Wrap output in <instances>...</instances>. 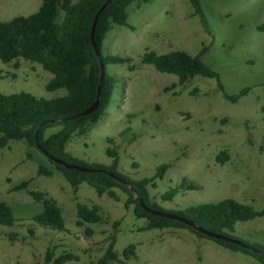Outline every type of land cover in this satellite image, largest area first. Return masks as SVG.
Masks as SVG:
<instances>
[{
    "label": "rangeland",
    "instance_id": "1",
    "mask_svg": "<svg viewBox=\"0 0 264 264\" xmlns=\"http://www.w3.org/2000/svg\"><path fill=\"white\" fill-rule=\"evenodd\" d=\"M199 1L210 33L202 29L189 0H134L127 7L128 26L112 24L102 55L131 62L107 65L116 79L110 104L84 135H72L65 151L88 164L109 166L106 149L114 148L117 171L133 180L154 177L158 166L169 164L161 179H153L155 187L148 188L151 199L167 212L224 199L264 211V0ZM40 5L41 0H0V22L28 16ZM148 51L185 52L217 76L197 75L178 85L177 76L141 65ZM131 64L134 71L128 69ZM51 77L39 64L23 59L16 65L0 63V92L46 100L64 96L65 89H45ZM59 129H48L45 136ZM221 153L228 158L224 163L217 161ZM39 164L53 175H39ZM183 180L195 189L161 199ZM22 182H27L25 189L13 190ZM30 192L57 202L65 231L33 223L43 207ZM115 193L117 200L99 196L86 183L74 191L44 155L24 141H10L0 149V202L10 207L16 223L0 226V264H52L44 262L46 252L54 258L66 253L78 257L64 264H96L110 238L123 264H260L186 229L143 230L146 219L133 215V205L125 207L124 193ZM77 204L99 206L104 223L77 226ZM87 228L93 230L91 237ZM232 236L264 247V215L237 223ZM130 245L135 256L125 260L123 252Z\"/></svg>",
    "mask_w": 264,
    "mask_h": 264
},
{
    "label": "trees",
    "instance_id": "2",
    "mask_svg": "<svg viewBox=\"0 0 264 264\" xmlns=\"http://www.w3.org/2000/svg\"><path fill=\"white\" fill-rule=\"evenodd\" d=\"M107 1L41 0V5L36 12L0 22V63L15 62L16 65L20 59H23L39 64L44 71L52 75L45 85L48 92L59 89L66 90L64 96L50 100L37 98L25 92L10 95L0 92V149L6 147L10 141H24L29 147L44 155L53 165L54 170L65 178L74 191L81 184L86 183L99 196L106 195L114 200L118 199L115 190L121 191L127 196L125 207L133 205V215L136 218L146 219L147 223L142 228L143 230L186 229L198 238L212 240L226 249L240 252L260 264H264V247L262 246L241 241L249 247L259 250V252H254L231 242L209 238L177 220L151 215L142 207L143 204L151 209L167 212L151 199L148 188L149 186L155 187L153 179H161L169 169V164L158 166L154 177L133 180L117 171L118 153L114 148L106 149V154L112 158V164L109 166L98 163L88 164L65 151V146L72 135H84L90 125L99 121L110 104L116 79L107 72V65L131 62L130 58L104 57L102 45L112 24L128 26L127 7L134 0ZM143 1L149 2L150 0ZM189 2L194 14L199 18L204 32L210 33V27L200 1L189 0ZM104 3H106L105 8L99 14L94 30V42L104 66V74L100 83L101 66L90 40V32L94 16ZM141 65H151L160 73L177 76L178 85L187 83L197 75L207 78L217 76L198 57L190 56L182 51L163 55L148 51L143 55ZM135 68V65L132 64L128 66L130 71H134ZM99 85H101V92L98 108L89 115H79L95 101ZM172 86L174 87L175 84ZM224 96L231 101L236 99L226 94ZM260 111L264 121V105ZM55 127L60 129L45 136L48 129ZM108 143L113 144L111 140H108ZM44 152L66 163L84 166L92 171L85 173L66 169L52 162ZM227 159L224 153L217 157L219 163H224ZM37 173L43 176H52L54 171L39 164ZM184 181L165 192L161 199L171 200L180 191L195 189L194 185H185ZM26 186L27 182H22L13 187V190L25 189ZM30 195L35 202L41 203L43 207L41 213L32 217L33 223L51 231H65V222L57 202L45 193L30 192ZM168 213L183 216L193 221L196 226L235 240L238 239L232 236V233L237 223L264 215V211L256 212L251 207L233 199L199 204L185 210ZM76 217L77 226H83L84 223L101 224L105 221L100 213V207L97 205L77 204ZM15 223L16 219L12 215L10 207L4 202H0V226L12 227ZM114 225L116 227L118 223L116 222ZM85 234L91 237L93 230L87 228ZM123 256L125 260L134 257L135 246H128L124 250ZM77 260L76 255L69 253L54 258L52 252H46L44 258L45 263L52 264H64ZM112 262L123 264L114 250V238H110L107 249L96 264H111Z\"/></svg>",
    "mask_w": 264,
    "mask_h": 264
},
{
    "label": "water",
    "instance_id": "3",
    "mask_svg": "<svg viewBox=\"0 0 264 264\" xmlns=\"http://www.w3.org/2000/svg\"><path fill=\"white\" fill-rule=\"evenodd\" d=\"M110 1V0H108ZM107 1V2H108ZM106 2V3H107ZM106 3H104L101 8L98 10V12L95 14L94 16V20H93V23H92V27H91V32H90V40H91V43H92V46H93V49L95 51V54L96 56L98 57L99 61H100V66H101V78H100V83L102 82V76L104 74V66H103V62L101 60V55H100V52L99 50L97 49L96 47V44L94 42V30H95V23H96V20L99 16V14L104 10L105 8V5ZM100 92H101V85H99L98 87V90H97V95H96V99L95 101L85 110L83 111L81 114V116H86V115H89L91 113H93L99 106V95H100ZM44 154L46 156H48V158L54 162V163H57L63 167H65L66 169H69V170H76V171H80V172H85V173H89L91 172L92 170L84 167V166H79V165H75V164H69V163H66L64 161H61L51 155H48L46 152H44ZM111 176H113L112 174H110ZM142 207L148 212L150 213L151 215H155V216H161V217H164V218H169V219H174V220H177L179 222H182L183 224H185L186 226L194 229L195 231L203 234L204 236L206 237H209V238H214V239H219V240H224V241H227V242H231V243H234V244H237L243 248H249L251 250H253L254 252H259V250L255 249V248H252V247H249L248 245H246L245 243L239 241V240H235V239H231V238H228V237H225L223 235H220V234H216V233H213V232H210L208 230H205L199 226H196L194 224L193 221L183 217V216H180V215H176V214H172V213H168V212H163V211H159V210H154V209H151L145 205L142 204Z\"/></svg>",
    "mask_w": 264,
    "mask_h": 264
}]
</instances>
